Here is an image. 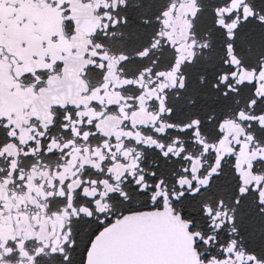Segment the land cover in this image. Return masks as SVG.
Masks as SVG:
<instances>
[{"label":"snow or ice","instance_id":"6c2138e0","mask_svg":"<svg viewBox=\"0 0 264 264\" xmlns=\"http://www.w3.org/2000/svg\"><path fill=\"white\" fill-rule=\"evenodd\" d=\"M0 264H264V0H0Z\"/></svg>","mask_w":264,"mask_h":264}]
</instances>
